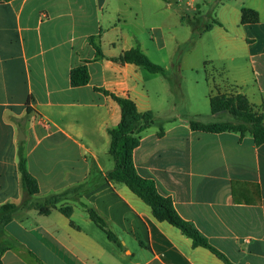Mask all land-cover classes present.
I'll list each match as a JSON object with an SVG mask.
<instances>
[{"label": "crops", "instance_id": "obj_1", "mask_svg": "<svg viewBox=\"0 0 264 264\" xmlns=\"http://www.w3.org/2000/svg\"><path fill=\"white\" fill-rule=\"evenodd\" d=\"M195 17L212 24L197 37L209 34L216 43L209 61L220 74L217 94H243L264 113V0L0 3V206L25 198L20 150L40 188L28 206L63 196L48 215L31 206L16 212L4 230L2 264H225L159 221L125 183L107 179L115 168L109 129L119 125L121 107L96 88L154 114L134 152L139 175L233 264H264V143L250 134L193 131L164 75L117 60L136 47L150 59L173 55L168 45L193 40L187 19ZM83 65L90 82L74 87L71 72ZM62 208H72L71 216Z\"/></svg>", "mask_w": 264, "mask_h": 264}, {"label": "trees", "instance_id": "obj_2", "mask_svg": "<svg viewBox=\"0 0 264 264\" xmlns=\"http://www.w3.org/2000/svg\"><path fill=\"white\" fill-rule=\"evenodd\" d=\"M10 0H0L5 3ZM222 0H215V4ZM244 21L246 14L250 10L244 9ZM193 29V39L200 32L212 28V24H202L201 18L187 19ZM214 24H220L214 21ZM91 44L97 51V59L102 57L100 47L90 40ZM122 63L134 64L142 67L152 74H162L168 79L171 88L170 75L160 65L155 64L140 47H136L124 52L118 59ZM90 74L86 65L79 66L71 72V83L74 87H81L89 84ZM111 97L121 107V121L115 128L109 129L111 136V145L109 154L115 161V168L108 174L107 179L113 183H125L137 196L144 200L153 210L155 217L159 221H167L171 225L178 228L184 235L189 237L195 247H203L210 250L225 264H233L221 251L212 246L206 237H204L190 222L183 219L177 212L173 199L161 195L153 180L145 179L139 175L134 164V152L141 143V133L154 125V114L152 112H139L136 103L128 97H119L102 88L95 89ZM178 90V89H177ZM211 112L216 117L228 115L230 120L201 122L190 121V127L193 131H201L206 133H223L236 132L241 137L250 134L257 146L264 143V113L255 109L249 100L243 94H217L210 97ZM164 135L161 128L159 136ZM19 172L21 174L22 185L25 192V198L21 204L5 203L0 206V264H2V256L9 246L6 245L2 238L5 227L14 219L16 212L20 208L32 207L39 210L41 214L48 215L52 209L57 208L60 197L47 199L43 205L30 206L32 199L36 198L40 193L37 179L29 173L27 168V160L23 151L19 152ZM61 211L70 217L72 208H62ZM90 218L103 231L106 232L109 240L117 243V237L109 230L103 218L93 209L88 208Z\"/></svg>", "mask_w": 264, "mask_h": 264}, {"label": "rangeland", "instance_id": "obj_3", "mask_svg": "<svg viewBox=\"0 0 264 264\" xmlns=\"http://www.w3.org/2000/svg\"><path fill=\"white\" fill-rule=\"evenodd\" d=\"M179 38H185L190 28L185 26ZM216 43L212 40L209 34L201 37H196L193 40L182 41L168 45L170 51L174 54L151 55V60L165 68L170 66L172 69L170 75L175 96L174 101H177V110L180 113L187 114L194 121L213 122L230 120L228 115L215 117L211 112L209 99H206L205 92L209 94H217V86L214 81L220 76L218 67L209 61V58L217 56ZM171 59L175 71L172 68ZM168 80V79H167ZM209 80V81H208ZM205 81V83H204ZM207 81L209 83H207ZM173 96V97H174ZM62 199L63 196H57ZM54 198V197H53Z\"/></svg>", "mask_w": 264, "mask_h": 264}]
</instances>
